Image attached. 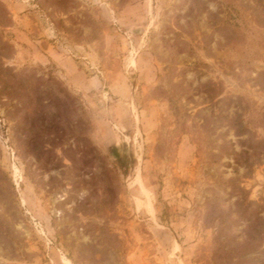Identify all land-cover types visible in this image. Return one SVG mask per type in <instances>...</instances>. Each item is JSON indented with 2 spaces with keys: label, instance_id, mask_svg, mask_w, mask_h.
<instances>
[{
  "label": "rangeland",
  "instance_id": "1",
  "mask_svg": "<svg viewBox=\"0 0 264 264\" xmlns=\"http://www.w3.org/2000/svg\"><path fill=\"white\" fill-rule=\"evenodd\" d=\"M0 264H264V0H0Z\"/></svg>",
  "mask_w": 264,
  "mask_h": 264
},
{
  "label": "trees",
  "instance_id": "2",
  "mask_svg": "<svg viewBox=\"0 0 264 264\" xmlns=\"http://www.w3.org/2000/svg\"><path fill=\"white\" fill-rule=\"evenodd\" d=\"M67 99H69V96L67 97Z\"/></svg>",
  "mask_w": 264,
  "mask_h": 264
}]
</instances>
